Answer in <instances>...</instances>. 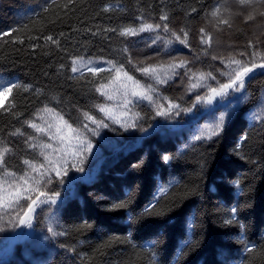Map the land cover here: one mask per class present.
I'll return each mask as SVG.
<instances>
[{"label": "trees", "instance_id": "trees-1", "mask_svg": "<svg viewBox=\"0 0 264 264\" xmlns=\"http://www.w3.org/2000/svg\"><path fill=\"white\" fill-rule=\"evenodd\" d=\"M255 8V18L246 20L248 9L242 13L237 0H0V32L18 29L0 37V87L8 82L19 86L0 107V144L12 149L5 156L7 169L20 175L27 170L25 159L43 161L40 144L56 146L26 123L43 124L38 113L50 118L40 111L45 106L76 128L84 123L96 127L84 112L108 124L97 129L99 138L85 133L92 150L82 172L70 168L63 183L52 173L55 178L46 191L62 196L65 187L64 198L37 211L32 231L20 241L5 243L20 225L6 223L15 214L0 210L5 228L0 232V247L5 245L0 264H264V251L245 250L248 245L264 249V68L249 73L238 96L199 113L195 122H183L184 110L157 116L146 100L132 97L131 111L121 119L131 124L135 113L140 118L136 127L125 129L95 107L108 102L96 91L101 83L113 98H121L123 90L114 89L131 84L123 75L127 72L142 84H154L160 96L181 109H191L196 97L208 92L207 87L189 88L191 73L179 68L167 83L155 85L138 69L186 61L191 72L216 77L203 84L227 82L221 75L227 71L222 58L248 62L253 52L257 61L264 56V2ZM162 14L167 21L159 19ZM220 19H229L230 26ZM142 22L167 23L181 37V30L187 31L188 46L163 30L119 34ZM201 29L212 35L211 47L201 43ZM157 34L164 39L153 44ZM47 35L58 44L46 41ZM166 39L173 42L165 45ZM78 58L105 71L73 73L72 62ZM105 61L123 65L119 81L111 82L115 73ZM119 108L124 111L121 103ZM221 115L225 119L218 135L195 139ZM17 129L24 135H12ZM30 137H35L31 142L36 148L29 146ZM163 155L171 159L165 162ZM117 203L127 207L113 208ZM233 207H238L235 217ZM230 218L233 222L227 223ZM185 240L190 242L178 254Z\"/></svg>", "mask_w": 264, "mask_h": 264}, {"label": "snow or ice", "instance_id": "snow-or-ice-1", "mask_svg": "<svg viewBox=\"0 0 264 264\" xmlns=\"http://www.w3.org/2000/svg\"><path fill=\"white\" fill-rule=\"evenodd\" d=\"M55 2V0H54ZM264 2V0H237L238 5L240 6L241 12H246L245 19L253 20L256 15L255 3ZM104 11H108V8H104ZM195 11V9H193ZM219 9L213 10L211 15L213 17L217 16ZM260 15L264 16V12H261ZM159 19L161 21H167V14H162ZM219 23L229 25V19H220ZM230 26V25H229ZM163 30L165 33H169V25L167 23L163 24H153L142 22L139 27H126L119 30L121 36H135L140 32H157ZM9 31L16 32L18 29L12 28L9 30H4L0 32V37L7 36ZM112 31H116L112 29ZM183 37L178 35L175 31H171V37H174L176 41L181 44L188 46L187 38L188 33L185 30H181ZM46 41H51L53 44H58L57 40H54L53 36L47 35L44 37ZM164 39L159 34L152 40V43L155 44L157 41ZM173 42L172 39L164 40L165 45H170ZM212 35L205 32L204 29H201V43L211 47ZM249 46L253 47L251 42ZM127 52V49L124 50ZM207 54V53H205ZM239 55H245L244 52L239 53ZM257 53L253 52L250 54V59L248 62H245L241 59H236L235 57H229L227 59H221V63L224 64L227 71L221 72V75H226L228 81L221 83L217 81V86L213 87L211 85H205L202 82L205 80H215L216 77L211 73H196L191 72L187 67L186 61L172 62L167 65L157 64L149 65L143 68H139L138 71H141L149 79L155 82V85L167 83L169 79L173 76L179 74L177 69L184 68L185 75H189V88L195 89L197 87H207L208 92L203 96L196 97V103H208L211 104L213 99L217 96L224 97L229 94V90L232 92H240L245 88V78L248 77L255 68H264V56H261V59L257 61L255 59ZM213 60H216V56H212ZM88 63L85 62L83 58L74 59L72 62V72L76 73L80 71L81 76H83V70L86 68L87 71H90L93 75L105 71L104 68L89 67ZM104 63L109 65L108 71L114 72L115 76L112 78V83L120 80V75L123 72V65H117L114 61H105ZM131 63V60H129ZM126 80L131 82L120 83L117 89L114 91H119L121 95V105L123 106L124 111L120 114H117L113 111L112 108L108 107L105 104H97L95 107L102 113L104 116L112 120L113 123H119L121 127L127 129V127H136L135 120L140 118L139 113H135L132 117V123L129 124L126 121L122 120L121 116H127L128 112L131 109L128 108L129 104H133L132 97L138 98L139 100H146L149 105L155 111L157 116L170 115L174 110H184L188 111L190 109H181L179 104H176L170 101L167 97H162L159 95V90L154 84H142L139 80L133 78V76L128 75L127 72H123ZM19 87L13 82H8L3 84L0 87V107H3L4 97L12 92L14 88ZM108 87L101 83L99 87L96 88V91L100 93L101 96L106 97L107 100H112L113 95L105 91L104 89ZM165 101L166 104L161 103ZM11 107V104H10ZM195 107V104L192 105ZM43 113L50 114L49 116L40 115L38 113V119L43 121V124H37L33 121H27L28 127L32 128L35 132L47 135L50 140H55L56 146L53 147L51 143L40 144L39 147L41 151L39 155L43 157V161L36 163L34 161L25 159L23 161L24 165L27 166L22 174L17 175L15 172L8 170L5 164V156L9 154L12 149L6 144H0V170L3 171V176H0V210H3L6 214L9 213V210L14 213V217L10 215L9 220L6 222L11 224L13 227L17 225L32 227V220L34 219L36 208L43 204L55 205L57 203V198L60 196L59 192L49 194L46 191V186L53 182L55 177L60 178V182L63 183V176L67 174L69 169H75L77 171H83V163L86 160V154L90 153L92 150V143L88 139L86 132H92L94 135L98 134L97 129L101 127H108V124L104 122L103 119H96L95 117L89 115L88 112H84L83 116L86 121H90L91 124L95 125V128H91L88 123H84L80 128L73 127L67 120L63 118L62 115L56 113L53 109L45 106L42 110ZM225 117L220 116L219 122L212 128H209L205 132H201L195 137L196 140L201 139H211L213 136L218 135L219 132L223 129ZM67 130L65 134L64 130ZM24 135L20 132L19 129L16 130L12 135ZM246 139V137H245ZM35 137L29 138V146L36 148L37 145L32 143ZM51 149V152L47 151ZM58 153V155H57ZM163 160L168 162L171 157L168 155H163ZM52 173H55L53 177ZM11 177V179H9ZM239 186V180L234 182ZM167 189H162L161 193H166ZM21 200L29 201V203L22 205ZM113 208H124L127 207L125 203H117L112 205ZM147 212L148 209L146 208ZM232 217H235L238 212V207H233L230 209ZM2 220V217H0ZM227 223H232L233 220L230 218L226 221ZM191 227V222L189 223ZM5 228L3 225H0V232L4 231ZM50 232H53L52 228H49ZM57 233L53 232V235ZM63 234V233H60ZM190 241L185 240L182 242L180 249H178V254L183 251V247L187 246ZM248 253H257L264 251V249H257L254 246L248 245L245 249ZM155 264V262H154Z\"/></svg>", "mask_w": 264, "mask_h": 264}, {"label": "rangeland", "instance_id": "rangeland-1", "mask_svg": "<svg viewBox=\"0 0 264 264\" xmlns=\"http://www.w3.org/2000/svg\"><path fill=\"white\" fill-rule=\"evenodd\" d=\"M259 29L258 28H255L254 29V33L257 35L258 34V31ZM239 93H241V91L240 92H232L231 90H229V94L228 95H226V96H224V97H219V96H217V97H215L214 99H213V101H212V103L211 104H208V103H200V104H197L196 102H195V107H192L190 110H188L187 112H186V114H185V118L183 119V122H192V121H194V119H196L197 118V116L199 115V113H201V112H204V111H206V110H208V109H210V108H214V107H216V106H218V105H220V104H224V103H226L228 100H230V99H232L233 97H236V96H238V94ZM4 99H5V97H4ZM106 99V98H105ZM106 101H108L107 103H103V104H105V105H107L108 107H110V108H112L113 109V111L115 112V113H117V114H120V113H122V111H121V108H119V105H120V101H121V98H120V96L119 95H117V99H116V97H114L111 101L110 100H107L106 99ZM114 101H116V102H114ZM103 114V113H102ZM103 116H104V114H103ZM105 117V116H104ZM122 117V116H121ZM120 117V118H121ZM106 118V117H105ZM107 119V118H106ZM182 124V123H181ZM178 125V124H177ZM65 134H67V130L65 131ZM90 135H92L91 136V139H95L96 137H98L99 138V135H94V134H89V136L88 137H90ZM79 176H82L81 174H79ZM64 188L65 187H62L61 186V189H62V191H61V193H62V196L60 195L58 198H57V202H59L61 199H63L64 198ZM69 192V188H68V190H67V193ZM53 207V205H48V204H43V205H40L39 207H37L36 208V212L37 211H39V210H45V208H52ZM24 227L25 226H19V228L17 229V231H15L13 234H11L10 236H8L7 238H8V240L5 242L6 244L7 243H9L11 240H13V239H15V240H18V241H20L24 236H26L27 234H28V232H30V231H32L31 230V227L29 228H27V230H25V231H23V229H24ZM22 229V230H21ZM4 249H5V245L3 244V246H1L0 247V253L2 252V251H4ZM2 254V253H1ZM0 254V255H1ZM0 258H1V256H0Z\"/></svg>", "mask_w": 264, "mask_h": 264}, {"label": "water", "instance_id": "water-1", "mask_svg": "<svg viewBox=\"0 0 264 264\" xmlns=\"http://www.w3.org/2000/svg\"><path fill=\"white\" fill-rule=\"evenodd\" d=\"M201 116V115H200ZM200 116L198 118H200ZM195 122V121H194Z\"/></svg>", "mask_w": 264, "mask_h": 264}]
</instances>
